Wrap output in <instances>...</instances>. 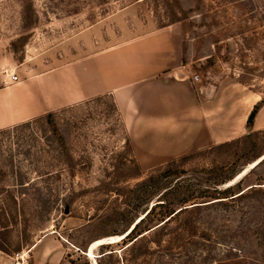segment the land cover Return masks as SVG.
<instances>
[{"label":"rangeland","instance_id":"rangeland-1","mask_svg":"<svg viewBox=\"0 0 264 264\" xmlns=\"http://www.w3.org/2000/svg\"><path fill=\"white\" fill-rule=\"evenodd\" d=\"M31 1L39 22L26 31L21 22L25 1L0 0V59L8 58L0 64V92L17 85L10 83L11 75L22 83L167 27L180 52V75L190 81L198 77L192 82L202 102L228 99L245 108L251 104L247 109H252L264 98V0H109L105 5L102 0H83L75 15L65 13L73 7L68 0ZM54 83L49 76L3 91L0 122L23 113L6 112L4 105L19 104L31 88L42 84L52 90ZM258 117L261 127L264 109L258 111L255 124ZM257 128L252 131L264 130ZM247 147V141H240L173 159H137L110 95L0 128V244L7 252H0V264H98L106 245L113 251L110 264H142L123 245L136 221L124 214L132 205L124 190L109 191L107 185L119 177L115 187H130L189 153L202 152L185 169L232 159H242L241 164L251 159ZM130 162L142 174L124 182L133 172ZM95 242L100 243L92 249Z\"/></svg>","mask_w":264,"mask_h":264},{"label":"trees","instance_id":"trees-1","mask_svg":"<svg viewBox=\"0 0 264 264\" xmlns=\"http://www.w3.org/2000/svg\"><path fill=\"white\" fill-rule=\"evenodd\" d=\"M24 1L21 22L22 29L27 31L38 24L39 14L31 0ZM82 2L66 1L73 7L65 13L78 14ZM108 3L109 0H102V4ZM263 106L264 98L248 114L247 135L207 150H221L247 141L251 159H244L241 164L242 159H232L185 169L186 163L202 154L189 153L169 161L166 167L130 187H115L119 177L107 185L109 191H125L132 206L124 214L139 219L134 220L125 235L127 243L123 242L133 260L142 264H172L176 260V264H264V130L252 131ZM255 162L252 169L232 183L246 166ZM130 163L129 170L133 172L124 177V182L142 174L135 162ZM110 248L102 246L105 250L100 253L98 259L102 261L98 264L112 263ZM0 252L7 253L2 244Z\"/></svg>","mask_w":264,"mask_h":264},{"label":"crops","instance_id":"crops-1","mask_svg":"<svg viewBox=\"0 0 264 264\" xmlns=\"http://www.w3.org/2000/svg\"><path fill=\"white\" fill-rule=\"evenodd\" d=\"M7 61V57L1 58L0 64ZM181 69L179 49L166 27L91 52L3 90L18 89L24 83H37L49 76L55 82L52 90L44 89L42 84L31 88L28 96L18 100L19 104L4 105L6 112L23 113L0 122V128L110 95L126 124L137 159H173L233 141L246 133L251 109L247 108L251 104L245 108L243 103H231L228 99L204 103L196 85L180 75ZM259 122L258 117L254 130L264 127Z\"/></svg>","mask_w":264,"mask_h":264},{"label":"built area","instance_id":"built-area-1","mask_svg":"<svg viewBox=\"0 0 264 264\" xmlns=\"http://www.w3.org/2000/svg\"><path fill=\"white\" fill-rule=\"evenodd\" d=\"M192 81L195 83L198 81V77L197 76H193L192 77ZM10 83L11 84H18L19 83V80H18V77L17 76H10Z\"/></svg>","mask_w":264,"mask_h":264},{"label":"water","instance_id":"water-1","mask_svg":"<svg viewBox=\"0 0 264 264\" xmlns=\"http://www.w3.org/2000/svg\"><path fill=\"white\" fill-rule=\"evenodd\" d=\"M256 165V162L253 163V165H251V167H249L245 172H243V174L241 173V175L237 176L236 179L232 182L234 183L235 181H237L238 179H240L242 176H244L250 169H252L254 166ZM230 183V184H232ZM65 213H67V210L65 211Z\"/></svg>","mask_w":264,"mask_h":264},{"label":"bare ground","instance_id":"bare-ground-1","mask_svg":"<svg viewBox=\"0 0 264 264\" xmlns=\"http://www.w3.org/2000/svg\"><path fill=\"white\" fill-rule=\"evenodd\" d=\"M253 165V164H252ZM245 172V171H244ZM242 174H243V172H242ZM241 175V174H240ZM239 176V175H238ZM137 220H139V219H137ZM136 220V222H138ZM133 227V226H132ZM123 237V236H122ZM117 239V238H116ZM111 242V241H110ZM100 242H95L93 245H92V249H94L95 247H97L98 246V244H99ZM88 251H89V249H88ZM86 256H88V252L86 253ZM90 257H94V255L92 254V253H90ZM92 264H96L95 263V261L92 263Z\"/></svg>","mask_w":264,"mask_h":264}]
</instances>
